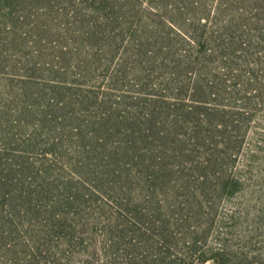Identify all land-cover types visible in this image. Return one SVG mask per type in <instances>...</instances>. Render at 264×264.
Wrapping results in <instances>:
<instances>
[{"label":"rangeland","instance_id":"rangeland-1","mask_svg":"<svg viewBox=\"0 0 264 264\" xmlns=\"http://www.w3.org/2000/svg\"><path fill=\"white\" fill-rule=\"evenodd\" d=\"M0 264H264V0H0Z\"/></svg>","mask_w":264,"mask_h":264}]
</instances>
